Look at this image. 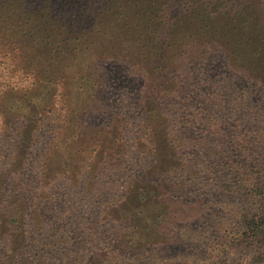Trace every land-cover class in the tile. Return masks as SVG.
<instances>
[{"label":"rangeland","instance_id":"1","mask_svg":"<svg viewBox=\"0 0 264 264\" xmlns=\"http://www.w3.org/2000/svg\"><path fill=\"white\" fill-rule=\"evenodd\" d=\"M242 1L264 29V0ZM69 6L74 16L82 4ZM93 19L77 38L53 39V20L30 41L41 69L31 93L39 95L10 111L13 128L0 138V264H264L261 246L235 241L241 216L261 209L264 93L254 98L223 82L164 84L167 75L154 72L139 111L129 102L136 81L123 79L126 65L110 52L81 69L91 53L82 38L96 39ZM137 42L118 47L148 55ZM138 66L148 74L147 63ZM12 73L4 80L34 87L32 75ZM105 89L115 114L100 107ZM2 121L0 130L10 129Z\"/></svg>","mask_w":264,"mask_h":264},{"label":"trees","instance_id":"2","mask_svg":"<svg viewBox=\"0 0 264 264\" xmlns=\"http://www.w3.org/2000/svg\"><path fill=\"white\" fill-rule=\"evenodd\" d=\"M75 1L0 0V84H6L7 88L0 93V118L4 117L3 127L10 128L0 130V138L8 133L5 131L13 128L10 111L16 110L26 99L39 95L31 91L38 87L41 69L34 66V61L30 58L33 54H38V50L28 48L30 41H38L44 32L49 33V30H43V24L50 25L53 20L60 23L53 39L64 37L66 33L77 38L81 32L88 30L84 22L92 17L95 18L91 20L93 23L103 24L102 27L92 24L90 31L95 34V40L82 38V48L94 54L81 56V69H87L85 65L90 67L91 63L94 67L101 59L100 53L110 52L114 60L126 65V68L122 67L123 72L120 74L123 79L136 81V91L131 92L129 102L139 111L144 112L140 99L145 90L141 91V87L143 89L156 82L154 72L167 75L164 76V84L186 82L203 89L205 84L223 82L231 91H248L254 98L264 93V29L249 10L243 7L242 0L237 6L232 0H80L82 6L71 16L73 9L69 5ZM96 7L98 10H95ZM97 12L99 16H96ZM109 20L119 21L121 25L111 26ZM68 24L72 25L70 32L67 31ZM112 32L118 35L113 36L110 34ZM121 40L138 41V45L143 48L148 45L145 51L150 54L151 59L146 60L149 54L145 55L144 52H140L138 56L139 52L128 53L124 48L118 47ZM95 52V58H90ZM143 62L150 69L148 74L138 66ZM168 62L171 67L160 70ZM219 63L223 64V70L219 69ZM18 70L36 78L33 88L21 91L22 88H17V84L4 80L11 78L9 75H14L12 72ZM85 71L89 77L91 73L95 76L96 72ZM50 73L57 80L63 76L62 70ZM105 73L109 79L110 72ZM49 77L50 74L46 79ZM45 87L46 90L49 86ZM170 88L171 86L168 91ZM106 89L101 93L105 101L100 107L113 110L115 114L114 109L118 105H114L111 98L107 99ZM48 95H52L51 90ZM17 97L21 98L17 100ZM44 99L50 105L52 100L46 96ZM255 103L253 101V105ZM50 108L46 107L39 113ZM94 133L95 136H101V132ZM5 152L10 153L11 147L8 146ZM257 192L261 196V209L241 216L239 230L236 232L239 236L235 241L255 243L264 249V186L259 187ZM12 222L16 227L18 219L13 218Z\"/></svg>","mask_w":264,"mask_h":264}]
</instances>
